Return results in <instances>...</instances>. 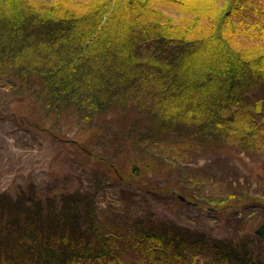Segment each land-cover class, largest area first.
I'll use <instances>...</instances> for the list:
<instances>
[{"label":"trees","instance_id":"16d2710c","mask_svg":"<svg viewBox=\"0 0 264 264\" xmlns=\"http://www.w3.org/2000/svg\"><path fill=\"white\" fill-rule=\"evenodd\" d=\"M0 84L56 137L69 117L114 139L81 151L88 185L59 175L0 191V264H264V240L244 226L218 237L145 203L104 211L100 195L114 181L167 192L137 181L135 164L177 171L201 207L264 202V176L261 191L247 180L209 196L170 152L186 139L264 157V0H0Z\"/></svg>","mask_w":264,"mask_h":264},{"label":"rangeland","instance_id":"374dc122","mask_svg":"<svg viewBox=\"0 0 264 264\" xmlns=\"http://www.w3.org/2000/svg\"><path fill=\"white\" fill-rule=\"evenodd\" d=\"M41 111L33 106L30 98H18L13 91L0 84V191L31 179L43 186L53 185L59 175L67 176V187L79 178L88 185L94 167L84 159L81 151L89 152L92 146H108L114 141L113 136L107 138L105 133L97 136L86 131L78 132L81 123L78 121L80 124L77 125V121L72 122L69 117L64 126L65 137H56L47 131L52 127L51 121H45ZM70 128L72 130L68 132ZM175 143L170 152L180 161V170L186 171V176L193 183H203L207 195L218 197L221 187L225 190L233 187L243 189L247 180L253 184L254 190L261 191L263 181L259 179V174L264 176V157H251L235 150L229 153L222 150L216 152L210 148H200L203 146L196 147L186 139ZM83 160L84 163H78ZM131 169L140 183L158 186L167 192L138 190L133 196L134 192L114 181L100 192L104 211L111 209L113 204L123 210L134 211L138 205L145 203L159 219L166 218L191 228H204L218 237H224L241 226L255 233L264 223V217L260 215L264 202L251 207L228 209L222 213L212 205L201 207L197 202H188L182 185L177 186L180 181L185 185L183 182L187 178H182L180 173L171 168L147 169L134 164ZM238 180L240 185L229 186Z\"/></svg>","mask_w":264,"mask_h":264},{"label":"water","instance_id":"95a60500","mask_svg":"<svg viewBox=\"0 0 264 264\" xmlns=\"http://www.w3.org/2000/svg\"><path fill=\"white\" fill-rule=\"evenodd\" d=\"M183 201H185V198L181 197ZM255 234L262 240H264V223H262L256 230Z\"/></svg>","mask_w":264,"mask_h":264}]
</instances>
